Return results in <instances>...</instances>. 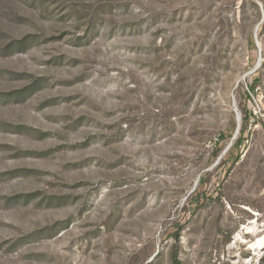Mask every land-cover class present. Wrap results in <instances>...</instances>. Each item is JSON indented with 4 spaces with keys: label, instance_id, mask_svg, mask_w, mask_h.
I'll return each mask as SVG.
<instances>
[{
    "label": "rangeland",
    "instance_id": "374dc122",
    "mask_svg": "<svg viewBox=\"0 0 264 264\" xmlns=\"http://www.w3.org/2000/svg\"><path fill=\"white\" fill-rule=\"evenodd\" d=\"M175 262L264 264V0H0V264Z\"/></svg>",
    "mask_w": 264,
    "mask_h": 264
},
{
    "label": "trees",
    "instance_id": "16d2710c",
    "mask_svg": "<svg viewBox=\"0 0 264 264\" xmlns=\"http://www.w3.org/2000/svg\"><path fill=\"white\" fill-rule=\"evenodd\" d=\"M251 90L253 91V88H251ZM241 133H243V129L241 130ZM241 143H242V141H241V137H240L233 143L230 152L233 153L234 150H238V148L241 146ZM238 159H239V157H238ZM175 264H177V262H175Z\"/></svg>",
    "mask_w": 264,
    "mask_h": 264
}]
</instances>
